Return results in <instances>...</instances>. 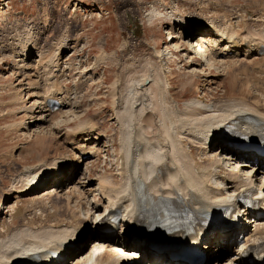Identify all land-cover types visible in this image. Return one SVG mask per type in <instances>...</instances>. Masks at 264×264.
Returning a JSON list of instances; mask_svg holds the SVG:
<instances>
[{
	"label": "bare ground",
	"instance_id": "1",
	"mask_svg": "<svg viewBox=\"0 0 264 264\" xmlns=\"http://www.w3.org/2000/svg\"><path fill=\"white\" fill-rule=\"evenodd\" d=\"M47 14L41 13L38 21L43 20L48 24L50 13L48 16ZM239 16H233L234 18L225 21H208L201 18L192 22L182 18L178 20L180 29L187 27V31L180 37L189 42L191 52L186 50L187 58L190 57L197 67L193 68L192 73H204L206 70L218 69V66L226 74L239 73L242 68L238 66L240 58L244 57L245 60L251 59L252 68L256 66L258 72L264 75V66H257L254 61L259 56L264 59V22L257 17L251 19V29H254L255 33L251 32L243 37L233 22ZM32 27L33 25L27 26L25 33L21 30L22 34L20 30L10 33L7 37L12 42L0 43V56L2 58L9 53L7 54L9 58H19L18 61L22 65L19 66L17 63L16 69L27 68L25 78H29L28 80H31V74L27 72L34 70L36 80L41 84L39 86L37 83H31L28 90L36 97L28 109L29 115H32L35 121L19 125L26 135H30L29 131L33 124L40 125L36 136V140H40L46 138L49 133L59 131L62 118H68L73 114L74 119H79L77 113L72 110L73 107H78L77 104H73L68 95L63 97L61 89V80L66 77V71L73 65L66 60L63 61L65 59L63 57L76 47H72L71 38L63 34L54 38L55 40L50 42V51L45 52L48 49H44L45 51L41 49L39 34L42 30L44 33L46 28L48 30V25L34 26L36 33ZM174 38L176 36L172 27L169 30L171 44ZM192 38L195 39L190 41ZM212 40H216L217 43L213 53L209 54L208 48ZM168 47L169 44L167 50ZM166 51L156 54L159 58L157 66L140 64L144 72L140 81L126 80L124 89L119 80L115 82L113 119L121 126L122 135L120 156L117 158L119 181L115 182L114 178L107 176L97 177L93 189L101 196V200L96 198L90 200L88 196L81 194L73 201L72 196L79 191L81 183L75 185L71 183L73 186L67 188L65 192L67 210H64V217L62 215L63 218L55 220V223L37 227L31 222L17 224L13 221L7 226L8 229H4V234L3 231L0 232V264H63L69 259V255L73 256L71 248L74 243L80 247L77 254L85 247V241L90 235H87L84 241L80 235L87 225H90L93 232L92 243L86 253L78 255L70 264H125V260L118 259L123 248L133 253L132 255L140 254L142 261L147 264H186L170 261L167 255L149 251L144 243L128 244L127 239L131 236L142 237L144 229L140 225L141 222L145 225L149 223L168 225L171 230L192 229L198 224L194 222L196 218L200 219L225 207L235 206L237 200L249 198L254 188L260 187L264 191V158L255 151L246 153L237 150L223 137L229 131L235 133L238 138L257 140L264 137L262 104L264 95L262 101L256 98L247 101L235 97L229 99L227 103L218 102L212 105H207L204 98L197 96L189 109L192 117H183L175 107L170 111V84L166 81L162 83L161 80L162 77L166 79L162 61L168 60L172 54L165 53ZM35 55L36 62L29 66L28 60ZM199 57L200 60L204 59L202 67L205 69H202ZM53 100L61 105L57 112H52L50 103ZM20 101L24 100L20 98ZM69 120L68 118L63 121L66 124ZM30 124L32 127L28 126ZM98 128L88 119L80 121L76 129L67 132L74 136L72 138L67 136L66 142L71 146L75 160L65 155L52 159L51 162L42 160L39 165L23 167L14 181L16 185L12 187L18 201L22 197L36 193L39 190L38 185H51L44 191V196L48 199L55 191L57 193L59 189L65 187L63 183L65 179L73 178L75 181L74 177L79 168L75 169L70 165L79 166L81 160L98 157L101 153L96 143L107 136L105 133H99ZM44 130L47 132L43 133ZM195 153L201 156L198 158L199 161L194 160ZM86 175L84 189L93 187L94 182L90 181L88 172ZM12 196L14 195L10 193L6 198ZM167 203L171 204L170 207L175 213L165 208L164 205ZM13 211L16 212L15 207ZM241 213L244 221L242 227L227 233L226 228L219 225L205 240L208 251L206 260L210 258L207 261L211 262V257L215 254L214 264H221L225 253L220 255V251L224 248L227 250L233 243L236 246V254L230 262L222 264H263L260 261L243 263L237 260L243 250L252 249L259 243L264 244V217H257L248 210ZM2 214L0 210V217ZM114 216H118L120 220V231L111 235L100 234L98 229ZM57 253L61 256L58 262L54 259Z\"/></svg>",
	"mask_w": 264,
	"mask_h": 264
},
{
	"label": "rangeland",
	"instance_id": "2",
	"mask_svg": "<svg viewBox=\"0 0 264 264\" xmlns=\"http://www.w3.org/2000/svg\"><path fill=\"white\" fill-rule=\"evenodd\" d=\"M40 12L48 13L47 16L50 13L48 24H45L43 20L38 21ZM236 15H240L233 21L236 23L237 30L243 37L248 36L255 31L251 29V19L257 17L264 22V0H0V43L5 41L11 43L12 40L7 36L19 30L22 34L27 26L33 25L32 28L35 31L38 24L48 25V30L46 28L44 33L42 30L39 34L41 49L43 51L48 49L45 52L50 51L51 43L63 34L71 38L70 45L76 48L67 53L63 61L66 60L73 65L66 71V77L61 80V89L63 97L68 95L72 103L79 107H73L72 110L80 119H74L73 114H70L69 123L65 124L63 120L68 118H62L59 131L49 133L44 139L36 140L39 123H36L38 126L33 124V128H30L31 136L26 135L27 133L20 126L22 123L26 125L35 121V118L29 115L28 109L36 99L33 97V92L28 90L31 83L38 85L39 81L36 80L34 70L27 72L31 74V80H28L29 78L26 79L25 75L27 68L16 69L18 64L22 65L18 61L19 58H9V53L6 54L7 57L0 56V210L3 213L0 217V232L3 231L4 234V229H8L7 226H10L13 221L17 224L31 222L34 226L40 227V225L46 226L55 223V220H61L67 210L65 192L67 188L79 182L81 184L78 194L74 193L72 196L68 193L69 196L74 197L73 201H76L75 198L81 194L88 196L90 200L93 198L101 200V196L93 189L99 177L107 176L114 178L115 182L119 181L117 158L120 156L122 135L120 134L121 126L113 119L115 117L114 105L112 107L115 82L119 80L124 85V89L126 80L140 81L144 76L141 66L150 64L157 66L159 58L156 54L166 51L168 44L169 47L165 53L172 52V54L169 55L168 60L162 61L166 79L162 77L161 80L162 83L166 81L170 84V111L175 107L183 117H192L189 109L197 96L204 98L207 105L218 102L224 104L235 97L247 101L255 100V98L262 101L264 75L258 72L256 66L252 68L251 59L240 58L241 62L238 66L242 68L239 73L226 74L220 66L217 67L218 69L206 70L204 73H192L193 68L197 67L190 57L187 58L186 50L191 52L189 42L180 37L187 31V27L180 29L178 26L180 18L187 22L199 18L208 21H225ZM172 27L176 38L171 44L169 30ZM59 29L60 32H58ZM36 32L37 30L34 33ZM216 43V40H212L208 48L209 54L213 53ZM36 57L37 55L29 59L27 64L30 66L36 62ZM198 59L202 62V67L204 59L200 60V57ZM254 61L257 66H264L262 57L259 56ZM33 68L34 66L31 67ZM258 85L262 86L257 88ZM20 98L26 102H19ZM88 119L99 127V133H105L104 135L107 136L96 143L101 149L100 155L86 158L85 161L81 160L79 166L71 164L70 167L79 168V172L74 177L75 181L73 178L65 179L63 182L65 187L59 189L57 193L55 191L48 199L44 196V191L51 185L42 184L36 193L22 197L18 201L12 187L16 185L14 181L20 170L23 167L39 165L42 160L51 162L52 159L65 155L75 160L71 146L66 142V138L74 136L67 132L76 129L80 121H88ZM28 126L32 127V124ZM46 132L47 130L43 131V133ZM195 154L194 160L199 161L198 158L201 156H198V153ZM72 160L71 163H73ZM87 172L90 181L94 182L93 187L84 189L86 185L84 178L87 177ZM10 193L14 196L6 198ZM13 207L16 208L15 213ZM98 232L102 234L99 230ZM80 236L83 241L88 237L85 247L77 254L80 247L76 245L78 248L72 251L73 256L69 255V259L63 264H70L90 247L91 236H93L90 225L84 226ZM128 240L131 241V237H128ZM223 253L225 256L221 264L230 262L236 254L235 244L232 243L227 250L224 248L219 254ZM214 255L211 257V262L207 261L210 259L208 258L203 264L205 262L214 264Z\"/></svg>",
	"mask_w": 264,
	"mask_h": 264
}]
</instances>
